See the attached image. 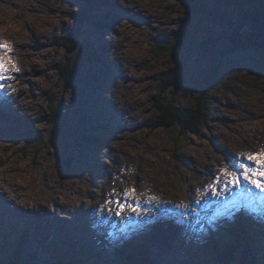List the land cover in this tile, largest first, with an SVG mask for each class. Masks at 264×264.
Here are the masks:
<instances>
[{
    "label": "rangeland",
    "instance_id": "1",
    "mask_svg": "<svg viewBox=\"0 0 264 264\" xmlns=\"http://www.w3.org/2000/svg\"><path fill=\"white\" fill-rule=\"evenodd\" d=\"M100 2L0 0V29L12 25L8 28L13 32L10 40L17 41L15 55L22 69L17 82L22 92L19 106L12 108L5 101L0 114V182L8 184L16 196H7V204L0 209V264H11V251L20 234L24 236L20 242L25 264H126L125 253L135 259L140 256L132 264H179L175 259L184 258L192 264H216L215 252L236 242L234 232L256 249L255 264H264V240L249 237L240 229L241 211L214 220L204 209H211V214L221 210L212 208L208 201L199 206L203 215L196 213L201 224L197 233L203 236L199 243L193 242L200 245L196 254L187 246L182 255L169 251L156 255L180 237L169 222L141 226L130 218L123 226L136 228L133 231H138L139 237H117L112 232L117 229L114 223L111 229L102 224L99 231L102 236L111 235L114 242L105 236L104 241L92 238L89 229L94 228V218L99 221L100 213H88L87 219L83 218L84 211L87 213L91 204H102L101 199L113 187H126L125 176L137 174L133 179L138 186L151 180L145 184L163 187L165 200L173 195L187 204L189 187L195 185L200 173L207 179V164L215 168L221 152L264 147V56L255 50L231 54L221 61L220 85L210 89L205 83L220 62L219 53L228 46L231 25L242 20L240 8H249L244 2L124 0L121 7L127 15L121 13L120 18L93 6ZM84 9L90 10V20L81 24L75 17ZM89 23L94 30L104 31L102 44L95 39L82 43L81 30ZM74 34L81 47L87 46L85 53L92 51L94 59L84 57L85 50L80 47L75 58L74 54L71 57L70 67L74 69L69 82L61 84L58 74L66 52L55 44L59 38ZM167 46L168 50L162 48ZM180 66L183 82L168 89L165 99L173 100L180 110H188L203 96L212 118L198 134L149 131L142 125L155 116L153 98L158 94L160 75L169 72L177 76ZM48 105L59 107L55 129L44 120ZM82 123L92 127L88 133H101L94 149L65 142L66 135L79 131ZM36 127L43 135L37 134ZM222 139L228 141L225 146ZM72 147L76 149L74 155ZM70 155L78 162L67 172L57 158ZM116 165L125 168L120 175L112 172ZM6 176L23 182L9 183ZM24 200L32 206L18 202ZM142 204L155 210L149 203ZM63 227L70 233L60 231ZM85 246L97 250L100 258L86 252Z\"/></svg>",
    "mask_w": 264,
    "mask_h": 264
},
{
    "label": "snow or ice",
    "instance_id": "2",
    "mask_svg": "<svg viewBox=\"0 0 264 264\" xmlns=\"http://www.w3.org/2000/svg\"><path fill=\"white\" fill-rule=\"evenodd\" d=\"M93 6L101 12L111 13L117 18H120L121 13L127 15L125 8L121 7V3H118L117 0H101L99 4ZM3 7L6 8L8 5ZM103 36L104 31L94 30L92 23H89L81 30L82 43L95 39L102 44ZM14 51L13 43L4 36H0V114L5 109V101L8 105H11L15 103L13 94L18 95V90L12 86V82L19 81L17 74L21 73L22 69L17 58L13 55ZM177 63L179 66L178 58ZM177 80V86L179 87L183 82L182 66L177 72ZM208 131L210 133L211 129H208ZM244 143H247V141L245 140ZM217 164L218 166L208 173L210 176L209 182L195 189L199 196L210 195L217 200L223 198L226 206L231 205L237 209L246 207L250 202H259L264 205V147L253 148L248 151H223ZM176 167H179V165H176ZM183 170L181 169V171ZM129 171L132 170L130 169ZM158 199L159 197L153 194L147 195L145 199V192L139 191L135 186L128 185L122 189L113 187L104 198L103 203L90 208L88 213L93 216L100 213L99 223L101 224L108 217L123 219L125 214L141 217L144 215L141 204L152 203ZM195 202L200 203L201 201L196 200ZM175 207L186 208L188 205L181 202ZM108 222L110 223L111 221L109 220ZM163 222L162 217L142 221V223L148 225ZM60 223H66V221H60Z\"/></svg>",
    "mask_w": 264,
    "mask_h": 264
},
{
    "label": "trees",
    "instance_id": "3",
    "mask_svg": "<svg viewBox=\"0 0 264 264\" xmlns=\"http://www.w3.org/2000/svg\"><path fill=\"white\" fill-rule=\"evenodd\" d=\"M242 3L244 2L247 7L250 6H264V0H241ZM243 3V4H244ZM240 10L243 12V9L240 8ZM78 16L75 17V20L78 19V21L82 24L84 21L86 22L88 19L90 20V10L84 9L82 11L78 12ZM240 15V14H239ZM100 24V23H98ZM236 25H243V29L240 31L238 35L234 32V26L231 25V35L230 39L228 40V46H226L223 51L219 53V60L218 66H215L216 70L211 72V75L208 76V79L205 80L206 87L214 88L220 85V75H221V61L223 59L231 54L237 53V52H245V51H251L255 50L259 55L264 56V51L260 49H256L251 45L250 42V36H249V30L245 25L244 20H239V22L235 23ZM59 47H63L66 55H65V61L61 68L59 69L58 74V81L62 84H67L69 82L70 77L72 76L73 68H71V57L74 54V58L77 55V52L80 51V43L75 39L74 35H68L64 38H59L57 40V43L55 44ZM81 51L85 50L83 52V56L86 57L89 60H93L94 57L91 56L92 51H88L87 46L82 45ZM168 50L167 47H162ZM85 53V54H84ZM160 82L157 86L158 88V94L154 96L153 103H154V112L155 116L146 121L142 126L146 128L149 131H155V130H173L175 133H177L180 136H184L187 134H198L201 132L203 125L206 124L212 116L210 115L208 109L209 107L206 105L205 100L203 99V96H200L197 98V100L194 102V107L191 109H183L180 110L174 105L173 100L165 99V97L168 94V89H174V86L177 84V76L174 73L166 72L164 75H160ZM50 110L48 113L44 116L45 122L49 125V127L56 128L59 118V112H58V105L55 107H51L48 105ZM92 127H88L82 123L80 126L79 131H75L73 134H67L65 139L67 143H70V145L78 144L79 148H85L88 150L94 149L99 144L98 142L101 140L102 137H100L101 133H93L92 131L88 133V131L91 130ZM36 130H38L37 134H42L43 132L36 127ZM40 130V131H39ZM59 131L60 129H56ZM55 131V130H53ZM40 132V133H39ZM39 135L37 137H39ZM43 135V134H42ZM63 136L59 134H54V136ZM33 137V138H37ZM49 144L52 143L51 139L47 140ZM76 149L75 147H72L70 152H74ZM74 155V153H72ZM75 161L78 162L77 159H73L72 156H68L67 159L59 160L57 158V162H60L61 165L65 168V170H68L67 172H70L72 170V166L75 164ZM235 234V241L236 244L234 246L231 245L228 248L220 249L219 253L215 254L216 264H255L256 263V256L255 251L256 249H252L251 246L248 245L245 241L241 240V238H238V233L234 232ZM24 237V236H23ZM22 234L18 237V241L16 243V246L12 248L11 251V257H10V263L11 264H25L24 263V257L21 254L22 250V242L21 238ZM254 250V251H253ZM134 254V253H132ZM127 263L126 264H132L134 257H131L129 253L124 254ZM135 255V254H134ZM56 264V263H55ZM57 264H61L59 261ZM64 264V262H62ZM66 264H71V262H67Z\"/></svg>",
    "mask_w": 264,
    "mask_h": 264
},
{
    "label": "bare ground",
    "instance_id": "4",
    "mask_svg": "<svg viewBox=\"0 0 264 264\" xmlns=\"http://www.w3.org/2000/svg\"><path fill=\"white\" fill-rule=\"evenodd\" d=\"M261 6V5H260ZM13 32H11V30L9 29L8 31L6 32H3V31H0V36H4L5 38L9 39L10 40V37L12 36ZM11 41V40H10ZM12 42V41H11ZM13 45H14V48H16V43L17 41L14 40L13 42ZM16 50L14 51L13 55L16 57ZM123 57V56H122ZM124 58V57H123ZM126 61V60H125ZM19 63V62H18ZM118 68V67H117ZM120 72V71H119ZM19 76V74H17ZM21 77L19 76V81H20ZM18 84L16 81H13L12 82V86L18 90V95L17 94H13V98L15 100V103L11 104L10 106L12 108H16L19 106V98L20 96L22 95V92L20 91V88H18ZM18 98V99H17ZM21 100V99H20ZM105 101V100H104ZM107 103V102H106ZM21 104V103H20ZM21 107V106H20ZM18 111V110H17ZM10 113V112H9ZM14 116V115H13ZM18 118V117H17ZM23 118V117H22ZM15 119V118H14ZM20 120V119H19ZM115 120V119H114ZM228 142V141H225V139H222V143H223V146H225V143ZM254 148L256 149L257 147L254 146ZM229 149V148H228ZM244 149V148H243ZM231 152H236L239 150V148L237 150H231L229 149ZM239 151H248V150H239ZM220 159L218 158L216 160L219 161ZM128 162V161H127ZM126 162V163H127ZM108 165V164H107ZM207 170H206V178L205 179V176L200 173V177L198 178V180L196 181L195 185L194 186H190L189 187V192H190V196H189V201H187V205L188 207L186 208H177L175 207L176 205L180 204L181 202L183 201H180L178 200V198H174L173 195L168 198V201L165 200V197L167 198V196H164L167 194L166 190L161 187V188H158L157 186H155V184L153 185L152 183H150L149 185H146L145 182L146 180L149 181V182H152L151 180H144V185L141 186V185H137L136 182L138 183V181H135L133 179V177H138L137 174L133 175L132 178H127L125 176L124 178V183L125 185H131V186H135L138 188L139 191H144L145 192V199L147 197V195L149 194H153V195H156L157 197H159V199L155 202H152V203H149L151 204L152 206L155 207V210L148 207V206H145L143 204H141V207L144 211V215L141 216V217H138V216H135V215H131V214H125V217L123 219H117V218H112V217H108L105 222L103 223V226L106 225L107 227H109L110 225V229L112 227V224L115 223V226L117 229H112V232H114V235H116L117 237H120L122 234H126L125 236L129 235L131 236V238H135V237H139V232L138 231H133V229L136 230V228H132L131 227H128V228H125V226H123V223L127 220V219H130V218H134V221L135 222H138L139 225L141 226H144L146 225L145 223H142V221H148V220H152L153 218H158V217H162L165 224L166 222H169L168 224L171 226L173 225V227H171L172 229H177V231L179 232L180 234V237L177 238V240L171 244V247L168 248V247H164L160 252L158 251V253H156V255L158 256V254L162 253L163 252H172V253H176V254H183L185 253V247L187 246H191L193 247L195 250L194 253H198L196 250L200 247V245H197L195 246V244L193 243L194 241L199 243L200 242V239L198 238H203V236H198V233L197 232H200V223L197 222V219H196V213H200L201 214L198 216H202L203 215V212L202 210H200L199 206L203 203H205L204 201H208V203H210L212 206V208L214 207V209L216 208L217 209H220V213H213L211 214L210 211L211 209H204V213L207 212V215H210L211 218H213L214 220H221L222 218L226 217L227 213H232V211L234 210H237V208H228L226 207V204H225V201L223 200V198H221L220 200H217L215 197H212L210 195H204V196H199L196 192H195V189L197 187H201L203 184H206L208 183V179L210 180V176L208 175V173L212 170H214L213 166L208 163L207 164ZM106 166V164H105ZM215 166V165H214ZM218 166V164L216 165V167ZM100 167V166H99ZM109 167V166H108ZM101 168V167H100ZM126 169H129V164L127 163L126 166H125ZM125 168H120L119 165H116L115 168L112 170V172L116 173V174H119L120 175V172L125 170ZM103 170V169H102ZM204 171V170H203ZM204 173V172H203ZM102 175V174H101ZM113 178V177H112ZM111 178V179H112ZM123 178V177H122ZM205 179V181H203ZM106 189V188H105ZM106 192V191H105ZM104 195V194H103ZM227 195V194H226ZM107 196V195H106ZM177 197V196H176ZM187 197V196H186ZM185 197V198H186ZM188 198V197H187ZM7 193L4 192L3 190H0V209L3 208L6 204H7ZM102 201L104 200L101 199ZM196 200H200L201 202L200 203H196L195 201ZM100 201V200H99ZM95 202V201H94ZM98 202V201H97ZM186 204V203H185ZM92 206H90V208L92 207H95L96 204H91ZM172 206H174V208H172ZM87 207V214L85 213L84 211V217L83 218H87L90 216L88 215V210L90 209ZM239 211H241L239 213L240 215V229L249 237H253V238H257V239H262L264 240V205L260 204L259 202H250L248 203V205L246 207H241V208H238ZM80 210V209H79ZM98 214V213H97ZM83 215V214H82ZM236 215V214H235ZM92 216V214H91ZM101 216V214L99 215V217ZM239 217V216H238ZM227 218V217H226ZM111 219H113L112 222H108L109 220L111 221ZM90 220V219H89ZM88 221V220H87ZM226 221V220H225ZM84 222V221H83ZM82 222V223H83ZM92 222V221H91ZM163 222V223H164ZM227 222V221H226ZM72 223V222H71ZM88 223V222H87ZM161 223V224H163ZM172 223V224H171ZM177 223V224H176ZM63 224V223H62ZM224 224V223H223ZM239 223H237L238 225ZM167 225V224H166ZM215 225V224H214ZM218 225V224H217ZM91 226V225H90ZM92 226H94V228L91 227V229H89V233H91L92 235V238L97 236V238L103 240L102 237L105 236L106 240H109V242L113 241L111 240V235L109 236H106V235H103L99 233V231L102 230V224L99 223L98 220H96V218L93 219V223H92ZM211 227V226H210ZM55 228V227H54ZM140 228V227H139ZM138 228V229H139ZM144 228V227H143ZM232 228V227H231ZM63 229H66V228H61L60 231H62L63 233H66V231H68L70 233V231L68 229H66L65 231ZM104 229V227H103ZM119 229H122L124 230L123 233L119 232ZM204 229V228H203ZM212 229V228H211ZM227 229V228H226ZM233 229V228H232ZM228 230V229H227ZM88 231V230H87ZM104 231V230H103ZM107 232V231H106ZM111 232V231H110ZM125 232V233H124ZM54 233V232H53ZM88 233V232H86ZM143 233V232H142ZM220 233V232H219ZM226 231L222 232V235L225 234ZM97 234V235H96ZM205 234V233H203ZM99 235V236H98ZM141 235V234H140ZM177 235V234H176ZM53 236V235H52ZM51 236V237H52ZM68 236V235H67ZM154 236V235H152ZM206 237V236H205ZM221 237V236H220ZM58 239V238H57ZM212 239V238H211ZM105 240V239H104ZM103 240V241H104ZM139 240V239H138ZM41 241V240H40ZM52 241V240H51ZM136 241V240H135ZM149 241V240H148ZM156 241V240H155ZM210 241V240H209ZM114 242V241H113ZM93 243V242H92ZM72 244V242H71ZM153 244V243H152ZM235 243L232 244V246H234ZM84 246V245H83ZM86 247V246H85ZM131 247V246H130ZM151 247V246H150ZM146 248V247H145ZM192 249V248H191ZM87 250L86 252H88L89 254H91L93 257H99V254L98 252H96L97 250L94 251V249H91L89 246L86 247ZM100 251V250H99ZM154 251V250H153ZM193 251H189L190 253H192ZM203 251V250H202ZM220 250H217L215 252V254L219 253ZM21 252V251H20ZM85 252V253H86ZM68 253V252H67ZM81 253V252H80ZM78 254V253H77ZM101 254L103 256H108V255H104L102 252ZM79 255V254H78ZM81 255V254H80ZM136 255V254H135ZM169 255V254H167ZM189 255V254H188ZM73 256V255H72ZM201 256V255H200ZM216 256V255H215ZM86 257V256H85ZM97 257V258H98ZM137 257V255H136ZM98 258V259H99ZM195 258V257H194ZM198 258V257H196ZM138 259H140V256L138 258H136L135 260L137 261ZM173 259V258H172ZM216 259V258H215ZM104 260H109V259H105ZM155 260V259H154ZM194 261V260H193ZM198 261V260H197ZM93 262V261H92ZM164 262V261H163ZM167 262V261H166ZM174 262H179V264H192L191 260L189 259H186L184 258V260H179V259H175ZM199 262V261H198ZM202 262V260H201ZM90 263V262H89ZM165 263V262H164ZM98 264V263H97Z\"/></svg>",
    "mask_w": 264,
    "mask_h": 264
},
{
    "label": "water",
    "instance_id": "5",
    "mask_svg": "<svg viewBox=\"0 0 264 264\" xmlns=\"http://www.w3.org/2000/svg\"><path fill=\"white\" fill-rule=\"evenodd\" d=\"M249 30L251 45L264 51V6H250L240 15ZM243 29V25H235L234 32L236 35Z\"/></svg>",
    "mask_w": 264,
    "mask_h": 264
},
{
    "label": "clouds",
    "instance_id": "6",
    "mask_svg": "<svg viewBox=\"0 0 264 264\" xmlns=\"http://www.w3.org/2000/svg\"><path fill=\"white\" fill-rule=\"evenodd\" d=\"M120 3H124V0H120ZM65 19H67V18L65 17ZM67 22L69 24H71L72 21L68 20ZM11 27H12V25L9 24V25L5 26L4 28L0 29V31L6 32L8 30V28H11ZM117 39H119V37H117ZM4 179L8 180L9 183H22L23 182L22 179H18V180L13 181L12 177H10V176H6V177H4ZM0 190H3L4 192H6L9 199H16L14 191L11 188H9L8 184H4V183L0 182ZM18 202L23 203L27 206H32L31 202L27 201V200L18 201Z\"/></svg>",
    "mask_w": 264,
    "mask_h": 264
}]
</instances>
